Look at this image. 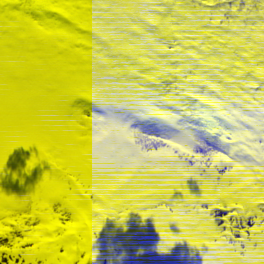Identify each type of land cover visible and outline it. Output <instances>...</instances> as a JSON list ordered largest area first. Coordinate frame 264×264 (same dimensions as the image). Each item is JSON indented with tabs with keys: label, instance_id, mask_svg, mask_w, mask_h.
<instances>
[{
	"label": "snow or ice",
	"instance_id": "1",
	"mask_svg": "<svg viewBox=\"0 0 264 264\" xmlns=\"http://www.w3.org/2000/svg\"><path fill=\"white\" fill-rule=\"evenodd\" d=\"M21 145L51 168L0 188V264H89L132 211L264 264V0H0V174Z\"/></svg>",
	"mask_w": 264,
	"mask_h": 264
},
{
	"label": "rangeland",
	"instance_id": "2",
	"mask_svg": "<svg viewBox=\"0 0 264 264\" xmlns=\"http://www.w3.org/2000/svg\"><path fill=\"white\" fill-rule=\"evenodd\" d=\"M221 124L224 122L221 120ZM212 125L209 123V127ZM227 127V125H224ZM39 155L36 145L25 148L23 145L13 149L9 154L5 171L0 174V188L6 192L24 194L30 187L42 178L44 171L51 168L47 160L37 163L30 172L25 171L27 161L33 153ZM15 174V175H14ZM22 181V182H21ZM186 184L192 194L199 195V183L194 178H187ZM183 193L174 192L173 199L182 197ZM169 230L179 234L180 229L175 223L169 224ZM160 235L156 229L153 217L142 218L139 212L128 213L123 224L116 219L107 217L103 226L96 234L95 245L99 259L90 261L89 264H124L123 247L126 243L131 247L132 260L130 264H203L201 249L191 246L187 240L177 241L168 252L157 250ZM97 246V248H96ZM206 250V246H202Z\"/></svg>",
	"mask_w": 264,
	"mask_h": 264
}]
</instances>
